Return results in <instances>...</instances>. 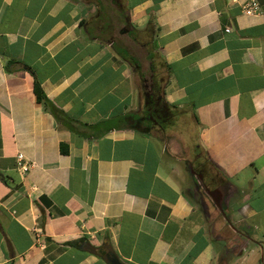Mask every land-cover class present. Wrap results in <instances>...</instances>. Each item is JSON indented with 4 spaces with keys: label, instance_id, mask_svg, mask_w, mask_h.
I'll return each mask as SVG.
<instances>
[{
    "label": "crops",
    "instance_id": "obj_1",
    "mask_svg": "<svg viewBox=\"0 0 264 264\" xmlns=\"http://www.w3.org/2000/svg\"><path fill=\"white\" fill-rule=\"evenodd\" d=\"M249 1L0 0V264H213L228 245L199 189L249 244L264 0L254 16Z\"/></svg>",
    "mask_w": 264,
    "mask_h": 264
},
{
    "label": "rangeland",
    "instance_id": "obj_2",
    "mask_svg": "<svg viewBox=\"0 0 264 264\" xmlns=\"http://www.w3.org/2000/svg\"><path fill=\"white\" fill-rule=\"evenodd\" d=\"M200 183V181H199ZM198 180L196 182V186L200 187ZM203 186H205V182L202 181ZM199 196L202 198V207L196 199L193 201L195 205H193L196 212L203 215L211 216V218H206L204 220L207 230L211 231V236L215 240L216 237L224 241H227L228 250L226 252L225 244L219 245L216 247V255L213 264H238L237 259L240 256H244V262L242 264H264V186L259 189L256 187L247 189V193L251 196L250 204L257 208L259 212L258 215L252 220L247 222L250 230H247V233L250 238L249 244H247L246 239L241 236H238L230 230H225V225L223 226V221L221 220V215L214 210V203L211 198H209L203 189H199ZM201 208H200V207ZM214 212V213H213ZM224 229V230H223ZM213 230V232H212ZM243 245L246 246V251H243Z\"/></svg>",
    "mask_w": 264,
    "mask_h": 264
},
{
    "label": "built area",
    "instance_id": "obj_3",
    "mask_svg": "<svg viewBox=\"0 0 264 264\" xmlns=\"http://www.w3.org/2000/svg\"><path fill=\"white\" fill-rule=\"evenodd\" d=\"M242 11L247 16H254L259 11V5L255 0H250L247 4H245L242 8ZM228 32L229 29H226ZM34 166L33 163L27 162L22 154H18L16 157V167L20 174H25L29 169Z\"/></svg>",
    "mask_w": 264,
    "mask_h": 264
},
{
    "label": "trees",
    "instance_id": "obj_4",
    "mask_svg": "<svg viewBox=\"0 0 264 264\" xmlns=\"http://www.w3.org/2000/svg\"><path fill=\"white\" fill-rule=\"evenodd\" d=\"M149 30H152V28L151 27H149ZM131 61V60H130ZM132 65L134 66V68H138V66L134 63V62H132ZM33 92H34V96H35V101H36V103H46V104H50L49 102H48V100L46 99V97H45V95L43 94V92L41 91V88H40V86H39V84L37 83V82H34V85H33ZM159 97L161 98V96H160V94H159ZM162 99V98H161ZM160 99V100H161ZM160 105H164L166 108V111H167V114H169L170 113V108H168V106H166L165 104H163V102L161 101L160 102ZM174 107V106H173ZM52 106H51V110H52ZM52 112H53V114H54V116L58 119V120H64L65 118H66V116L61 112V111H59V110H56L55 108H53V110H52ZM61 151L63 152V153H65V149H64V147L63 146H61ZM200 204V203H199Z\"/></svg>",
    "mask_w": 264,
    "mask_h": 264
},
{
    "label": "water",
    "instance_id": "obj_5",
    "mask_svg": "<svg viewBox=\"0 0 264 264\" xmlns=\"http://www.w3.org/2000/svg\"><path fill=\"white\" fill-rule=\"evenodd\" d=\"M212 198V197H211ZM106 262L108 264H123L115 254L113 253H109L107 256H106Z\"/></svg>",
    "mask_w": 264,
    "mask_h": 264
},
{
    "label": "flooded vegetation",
    "instance_id": "obj_6",
    "mask_svg": "<svg viewBox=\"0 0 264 264\" xmlns=\"http://www.w3.org/2000/svg\"><path fill=\"white\" fill-rule=\"evenodd\" d=\"M201 188H202V187H201ZM215 189H216V188H215ZM200 191H201V190H200ZM210 191H213V189H211ZM204 192H205V194H206L209 198H211L210 195L208 194L209 191H208V192H207V191H204Z\"/></svg>",
    "mask_w": 264,
    "mask_h": 264
}]
</instances>
